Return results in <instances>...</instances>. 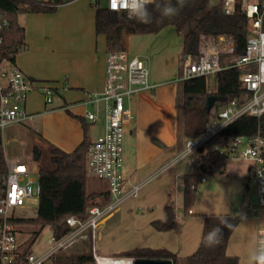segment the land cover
<instances>
[{
    "label": "crops",
    "instance_id": "1",
    "mask_svg": "<svg viewBox=\"0 0 264 264\" xmlns=\"http://www.w3.org/2000/svg\"><path fill=\"white\" fill-rule=\"evenodd\" d=\"M75 1L70 0L65 5H59L53 13L27 14L26 26L20 25L25 31V47L15 55L13 65L36 83L48 84L53 90L50 103L45 102L39 91L30 92L26 98L24 108L33 117L18 124L30 122V134L33 133L35 137V142L28 140L26 144L30 147V158L34 146L41 151L44 146L48 150L56 147L70 153L83 140L84 130L89 143L103 134L102 114L98 112L101 120L95 124L86 121L84 115L94 111V106L87 102L88 96L103 90L108 49L105 37L95 34L92 6L91 30L84 20L75 27L70 17L65 19L63 8ZM52 20L56 21L54 25L49 24ZM75 28V37H70L69 33ZM63 30L69 37L58 35ZM131 36L124 39L125 50ZM138 56L148 66L145 56L142 53ZM149 72V83L154 87L134 97L141 113L131 110V101L132 120L125 130L123 143L125 189L144 184L136 198L125 201L117 212L101 222L95 246L97 253L105 257H115L137 248H148L164 249L185 258L197 249L201 240L202 217L195 218L194 211L184 217L175 208H171L173 193L178 191L179 199L182 198L183 176L199 173L200 178L205 174L201 171H182L196 161L195 153L190 154L192 157L183 164L181 171L175 164L167 167L184 149L186 140L182 142L177 116V108L180 106L179 84L182 93V82L178 81L180 74L171 80L160 69H149ZM37 96L40 97L39 102H36ZM153 109L162 113V116H154ZM215 141L219 145L226 143L223 138ZM227 163L229 162L225 163L221 172H225ZM243 165L245 171H241V175L251 180L247 163L243 162ZM243 213L246 214V208ZM232 214L238 217L239 222L230 235L226 254L237 257L240 264L242 256H247L249 252L246 249L234 252L230 242L236 231L243 234L241 225L249 224V220L245 215L240 218L235 212ZM154 223L172 226L168 230L160 231L154 227ZM256 228L257 222L245 231V236L249 234L253 238L251 264H254L252 257L255 254Z\"/></svg>",
    "mask_w": 264,
    "mask_h": 264
},
{
    "label": "built area",
    "instance_id": "2",
    "mask_svg": "<svg viewBox=\"0 0 264 264\" xmlns=\"http://www.w3.org/2000/svg\"><path fill=\"white\" fill-rule=\"evenodd\" d=\"M89 1L92 5L100 7L99 0ZM128 2L129 0H105L103 7L131 16L126 7ZM222 8L228 16L245 17L247 40L243 54L234 56V41L230 36L202 34L198 40L197 57H184L178 81L206 77L210 81L209 93H211L217 72L225 68H248L247 72L239 76V84L249 95L241 103L233 99L213 113L204 126L201 136L196 139H186L184 149L167 167L195 153L200 147L205 149L210 141L222 138L220 133L239 117L259 118L264 114V0H222ZM8 27L7 17L0 13V54L2 34ZM221 61L225 64L222 65ZM149 74V68L140 56L131 55L127 50L107 52L103 90L88 96L87 102L94 106V111L85 113L84 118L95 124L101 120L98 112L103 117V134L89 143L86 148L85 175L107 183L109 200L103 206L91 207L85 219L67 217L69 232L60 239L52 236L53 246L47 253L40 257L27 255L23 259V264H46L51 255L79 241L91 242L95 264H104V261H126L132 264L131 258H111L96 254L95 243L101 222L117 212L125 201L136 198L144 184L125 189L123 143L125 130L132 120L130 110L132 99L154 87L149 83ZM33 91H39L46 103L51 102L53 90L50 85L38 84L18 67L0 60L2 148L4 129L27 122L33 117L24 108L27 95ZM229 139V142L215 145L208 151L217 153L225 163H247L250 179L254 184L255 200L246 205V212L248 214L256 212L259 220L255 244V254H257L264 250V223L260 219L264 216V139L259 135L235 136ZM3 156L5 174L0 184V264H20L24 248L21 249L18 243L17 226L12 222L18 219L14 211L21 209L25 200L38 198L40 187L32 178L37 172L32 163H25L21 158L9 157L5 150ZM223 168L224 166H220L213 173L221 172ZM199 180L200 183H204L205 177L202 176ZM188 213H192L191 210ZM254 264H257V261L254 260Z\"/></svg>",
    "mask_w": 264,
    "mask_h": 264
},
{
    "label": "trees",
    "instance_id": "3",
    "mask_svg": "<svg viewBox=\"0 0 264 264\" xmlns=\"http://www.w3.org/2000/svg\"><path fill=\"white\" fill-rule=\"evenodd\" d=\"M69 1L0 0V13L4 14L9 21L8 29L2 34L0 60H5L13 65L15 55L25 47V31L17 22L18 14L53 13L59 5ZM209 2L210 0H186L184 6L172 17H163L158 11H153L150 23H142L132 15L127 16L124 12H114L105 7L92 5L94 8V31L96 35L105 37L108 51H123L125 50V37L157 34L165 28H172L180 33L186 24L193 21L204 10L199 19L182 35L181 56L183 58L186 56L197 57L198 40L202 34L232 37L234 56L242 55L247 40L245 17L243 15H226L223 12L222 0H218L211 8L206 9ZM221 62L222 65L225 64L224 61ZM248 70V68H225L217 72L211 93H209L210 81L206 77H194L182 81V113L178 116L182 137L186 139L198 138L213 113L219 111L229 101L236 99L241 103L249 95L239 84V76ZM211 96L215 98L214 104L207 111V101ZM251 135H259L264 139V114L259 118L241 116L220 133V137L225 139ZM88 144L84 130L83 140L70 153L51 147L49 162L52 168L50 169L38 165L42 151L37 146L32 148L31 159L38 165L36 174L40 187L37 212L34 218L12 220L17 227L33 225L39 227L40 230L45 226H50L52 236L55 239H60L69 232V227L66 224L67 217L74 216L85 219L91 207L103 206L108 202L107 190H88V178L85 175V152ZM195 154L199 169L205 174L213 173L216 168L225 165L224 160L217 153L205 151L203 147L198 148ZM4 174L5 163L0 137V184ZM198 182L199 177L196 174L183 176V201L187 215L195 201ZM202 219L203 226L199 246L185 258H180L164 249L148 248L133 249L115 257L131 258L132 260H166L171 264H238L237 257L226 254L230 235L239 222L238 217L232 213L210 214L202 215ZM222 219L227 220L231 227H224L221 224ZM171 226V224L154 223V227L160 231L168 230ZM216 226H220L222 229L220 242L213 247H206L203 238L208 231ZM39 230L32 233L30 242L22 253L20 264H23L25 256L31 254L30 247L38 236ZM46 264H93V257L90 251L65 257L53 254Z\"/></svg>",
    "mask_w": 264,
    "mask_h": 264
},
{
    "label": "rangeland",
    "instance_id": "4",
    "mask_svg": "<svg viewBox=\"0 0 264 264\" xmlns=\"http://www.w3.org/2000/svg\"><path fill=\"white\" fill-rule=\"evenodd\" d=\"M47 1V0H43ZM67 1V0H64ZM218 0H210L206 9L211 8L215 2ZM105 4V0H99L100 7H103ZM65 5V3H64ZM92 4L89 0H76L72 2L71 5H66L63 8V15L65 19L70 17L72 19V23L75 27L79 26L83 21L88 26L89 30L92 29L93 24V8ZM204 10H202L195 19L188 24H186L180 31L177 33L172 28H165L158 32L157 34H151L146 36L135 35L129 37V41L127 43V51L131 55H141L145 56L148 67L152 71L160 69L162 72L164 71L165 75L168 78L174 79L176 78L183 66L184 60L181 56V38L182 35L199 19ZM25 13H20L17 16V22L19 25L26 26ZM72 16V17H71ZM56 23L55 20L49 22L50 25H54ZM61 23V22H60ZM66 23V22H65ZM62 24V23H61ZM31 26H33L31 24ZM75 29H72L70 37H75ZM69 34L64 30L61 31L58 35L69 37ZM50 38V35L49 37ZM126 40V39H125ZM99 41V37H98ZM178 59V61H177ZM164 73L162 75H164ZM179 104L180 106L177 108V116H180L182 113V102H181V86L179 84ZM29 95V94H28ZM27 95V96H28ZM36 102L40 101V97H36ZM35 101V100H34ZM132 109L137 113H141V108L138 107V101H134L132 99ZM154 116L159 117L162 116V113L157 112L153 109ZM30 123V122H29ZM17 124L13 126L6 127L3 131V148L8 153L9 157L12 158H21L25 163H33L35 168L37 169L38 165L42 166L45 169L52 168V165L49 162V150L42 146V153L40 160L35 164L30 158V147L28 144V140H32L35 142V137L30 132L32 128L29 126L30 124ZM31 136V137H30ZM186 138H182V142H184ZM218 139V138H217ZM216 139L210 141L205 149L208 151L211 147L215 145H219L215 143ZM214 141V142H213ZM224 141L229 142L230 139L226 138ZM182 145L180 146V148ZM2 148V150H3ZM3 150V153H4ZM192 155H188L185 159L177 161L172 165L176 166L179 171L182 170V166L186 161H189ZM171 165V166H172ZM197 167H196V166ZM173 166V167H174ZM182 171H200L198 160L191 162V166L188 169H183ZM241 171H245V166L243 162H229L226 165L225 172H215V173H206L202 176L205 177V183H199L197 185L195 201L190 207L191 212L194 211L195 218H201L203 214H215L222 215L227 212L232 213L235 212L236 215H239L242 218L244 215L248 218L249 224H242L241 229H243V234H239L237 231L233 234L230 246L234 252H238L241 249H246L248 253L247 256H242L240 264H251V248L253 247V238L248 234L245 236V231L248 227H252V224L257 222L259 224V220L257 219V213L253 212L248 214L243 213V209L246 208L248 202H254L255 194H254V184L251 180L246 179L241 175ZM231 172V174H230ZM198 173V172H197ZM197 175V174H196ZM198 175H200L198 173ZM34 181H37L38 176L34 174L32 176ZM107 183L99 180L96 177H88V190L96 191L100 189H106ZM172 205L171 208L179 212L181 216L185 217L184 210V201H183V193L182 198L179 199V192L173 193L171 195ZM37 200L38 198H30L25 200L24 205L21 209H16L14 211V215L17 218H34L37 212ZM177 201V203H176ZM186 217L188 215L186 214ZM261 222L264 223V216L261 218ZM257 229V228H256ZM39 230V227L33 225H19L17 227L18 235L17 240L21 246V249H25V247L29 244L32 233ZM250 233V231H249ZM52 238V229L50 226H45L39 230L38 236L35 238L33 244L30 247V253L34 257H40L47 253L49 249L53 246L51 242ZM92 244L91 242L79 241L75 242L71 247L63 249L61 251H57L55 254L60 257L65 256H74L81 252L90 251L92 252ZM96 248V246H95ZM96 254H98L96 252ZM100 255V254H99ZM102 256V255H100ZM105 257V256H104ZM108 257V256H107ZM116 258V257H111ZM93 264H95L93 258Z\"/></svg>",
    "mask_w": 264,
    "mask_h": 264
},
{
    "label": "clouds",
    "instance_id": "5",
    "mask_svg": "<svg viewBox=\"0 0 264 264\" xmlns=\"http://www.w3.org/2000/svg\"><path fill=\"white\" fill-rule=\"evenodd\" d=\"M185 2L186 0H129L126 7L133 18L142 23H150L153 11H158L163 17H172L179 12ZM221 224L224 227H231L225 219L221 220ZM221 233L220 226L213 227L208 231L203 238L205 246L213 247L217 245L220 242ZM252 259L257 261V264H264V250L254 254Z\"/></svg>",
    "mask_w": 264,
    "mask_h": 264
},
{
    "label": "water",
    "instance_id": "6",
    "mask_svg": "<svg viewBox=\"0 0 264 264\" xmlns=\"http://www.w3.org/2000/svg\"><path fill=\"white\" fill-rule=\"evenodd\" d=\"M214 97H209L207 101V111L211 109L214 104ZM132 264H171L169 261L166 260H151V259H137L133 260Z\"/></svg>",
    "mask_w": 264,
    "mask_h": 264
},
{
    "label": "bare ground",
    "instance_id": "7",
    "mask_svg": "<svg viewBox=\"0 0 264 264\" xmlns=\"http://www.w3.org/2000/svg\"><path fill=\"white\" fill-rule=\"evenodd\" d=\"M104 264H128L126 261H104Z\"/></svg>",
    "mask_w": 264,
    "mask_h": 264
}]
</instances>
